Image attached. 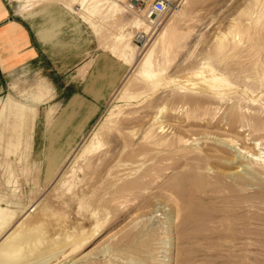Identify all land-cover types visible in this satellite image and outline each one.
I'll list each match as a JSON object with an SVG mask.
<instances>
[{
    "label": "rangeland",
    "instance_id": "374dc122",
    "mask_svg": "<svg viewBox=\"0 0 264 264\" xmlns=\"http://www.w3.org/2000/svg\"><path fill=\"white\" fill-rule=\"evenodd\" d=\"M72 1L30 3L31 12L46 19L51 35H60L72 47H63V55L69 52L74 58L77 53L73 46H80L86 39L95 55L112 57L113 38L125 27L135 49L134 61L130 66L125 64L127 70L115 92L80 136H65L70 123L53 120L64 109L67 95L55 98L53 78H48L52 74L15 76L10 89L0 94L1 102L11 98L25 107L21 119L4 114L0 120V206L16 215L10 232L43 214L46 223L38 235L44 237L48 232L49 239H59L73 233L75 227L91 230L98 220L101 227L93 240L61 264H264V168L247 154L252 149V154L264 157V114L256 112L262 99L254 95L250 97L257 101L253 104L241 101L245 116L235 121H226L225 117L231 110L236 111L231 107L238 99L232 106L219 105L216 111L212 107L203 121L183 122L182 103L192 104L200 96L181 91L174 95V87L167 84L172 74L198 64L194 59L198 54L213 55L207 62L216 68L228 64L217 56V40L234 23L246 20L243 13L252 0H170V11L157 19L155 28L145 21L147 31L131 26L135 19L145 20L144 12H128L121 19L94 16L91 19L98 27L97 33L81 19L86 13L80 3ZM126 2L129 4V0ZM261 2L264 4V0ZM263 7L256 8L253 19L260 10L264 14ZM179 14L183 18L172 39L165 44L158 42L159 35ZM56 29L63 31L54 33ZM262 29L257 49L264 52ZM139 34L148 36L143 45L135 44ZM80 50H76L78 55ZM150 50L155 53L154 69L162 70L166 80L157 89L138 74L140 62ZM225 51L232 52L230 47ZM227 70L225 80L231 79L228 83L236 82L235 86L247 76L243 77L233 63ZM247 73L254 77L252 72ZM187 77L183 75L179 80L188 89L191 86L186 84ZM254 84L252 88H258L256 81ZM41 85L45 89H39ZM40 90L47 97L34 105L38 99L32 96ZM111 113L114 119L109 121ZM97 131L99 148L78 159L81 148ZM179 136L183 139L180 144L176 141ZM50 148L58 153H54L55 174L47 182ZM50 213L65 215L64 223L48 218ZM44 241L38 240V244H46L40 254L31 251V259L24 264L62 260L67 246L53 250Z\"/></svg>",
    "mask_w": 264,
    "mask_h": 264
},
{
    "label": "bare ground",
    "instance_id": "6f19581e",
    "mask_svg": "<svg viewBox=\"0 0 264 264\" xmlns=\"http://www.w3.org/2000/svg\"><path fill=\"white\" fill-rule=\"evenodd\" d=\"M13 1L20 3V5L18 7V12L21 14L24 11L25 12H29V11L31 12L32 5L30 3L32 1H35V0H13ZM76 1L80 3L82 10H84L86 13L85 15H81V19L83 20V22L86 25H88L96 33L98 32V29H97L98 27L96 26V23H94L93 20L91 19L92 17L100 16L101 19L102 18L103 19H105V18L121 19V18H124L128 12L134 13L130 10L129 4H127L126 0H73L72 2L75 3ZM261 1L262 0H252L248 10L243 13V16L246 17V20L245 21H237L236 23H234V25L232 26V29L228 33H226L224 35L221 33V36L220 37L218 36L219 38L217 40V53H218L217 56L219 57V59H221L223 61L226 60L228 64H226L222 68H216V67H214V65H211V62H209V61H211L210 58L213 55L208 56V55H204V54H198L197 56L194 57V59L196 61H198V64L189 66V67L183 69V72L174 73L168 77L167 84L172 85L174 87V91H173V92H175L174 95H178L179 93L184 94V93L188 92L189 94L191 93L195 96L196 95L200 96L199 97L200 99H203V98L206 99V101L200 100V99H194V102L192 104H190L188 101L183 100L184 102L182 103L183 105L181 107L182 117H184L183 122H185V121L190 122L193 120L203 121L204 117L209 114L210 110H212L211 109L212 107H215V108H213L215 110L221 104H227L228 105L230 103L232 106L233 103L235 102V100L238 99L237 103H235L231 107L232 109H234L236 111H232V110L230 111L229 110L230 111V113H228L229 116L227 118L225 117V120L228 119V121L229 120L235 121L234 119L236 117L239 118V116H242V117L245 116V114L243 112H241L242 111L241 101L247 102V100H248V103H249V101H251V104H253V103L257 102L254 100V98H250L251 96L253 97L254 95H256V97H258L257 99H259V98L262 99V101L260 103H258V104H260V109L256 110V112L259 114L261 113L260 115L264 114L263 112H261V111H264V91H262V86L264 85V52L257 49L258 36L260 35V31H262L263 30L262 28L264 27V14L261 13V10H260L259 15L256 16L255 19H253V16L256 14V11H258V10H256V8L260 9V7L262 8L264 5ZM69 9H70V7H69ZM182 18H183V14H179L174 19H172L169 26L159 35L158 42H162L163 44H165L168 41V39H170L174 35L175 27L181 22ZM131 26L134 29H138V30L144 29L147 31L149 29L148 25H146V23H145V20H141V19H135L134 21H132ZM124 28L121 27L120 32L114 36V38H113L114 45L110 48V51L118 59H120L125 64L130 66V65H132V63L134 61V57H135V51L134 50L135 49L130 42L131 34H129V33L126 34V31ZM156 44L157 43H155V45ZM227 47L231 48L232 52L230 54L226 53V51H225ZM154 55H155L154 50H150L145 54V56L143 57V60L140 62L138 74L142 79L147 81L153 89H157L161 85V83L163 81H166V80H164L162 78V75H163L162 70L158 71V70L154 69V61H153ZM187 55H188V53H187ZM207 60H209L208 61L209 63L207 62ZM213 60L215 61V59H213ZM230 63H233L234 67L238 68V70H239L238 72L241 71L243 73V75H244L243 77H245V75H247L245 77V79L243 80V82L240 81L241 84L237 83V86L234 85V84H236V82L234 83L231 81V83H233L232 85H231V83L230 84L228 83L231 79L229 81H226L227 79L225 80V78L227 77L226 70H227V68H229ZM213 64H214V62H213ZM244 72H246V73L252 72L254 77L251 78L252 77L251 73L244 74ZM136 74H137V72H136ZM183 75L189 76V77H187L186 84L189 83L191 88L187 89L184 87L185 85L182 86L183 84L179 79ZM248 75H250L251 77ZM194 79H196L195 82H194ZM255 81H256V85H258V88L256 87L257 89L256 88L253 89L254 85H255L254 84ZM248 82H249V84H248ZM233 85H234V87H233ZM252 86H253V88H252ZM170 90H171V88H170ZM176 91H177V94H176ZM179 91H181V92H179ZM189 94H188V96L191 95V94L190 95ZM125 96H127V98H129V99H134V97L132 95H125ZM261 99H259V100H261ZM172 111L176 112L177 109L173 108ZM24 112H25V107L22 104L15 103L9 99L5 102L0 101V120L2 119L4 114L5 115L6 114L15 115V116L20 117V119H21L24 116ZM226 113H227V111H226ZM246 113H248V112H246ZM190 114H191V116H190ZM113 115H114L113 113H111L109 115V118H110L109 121L111 120V117ZM214 115L212 116V119H214ZM263 116H258V117L262 118ZM222 118H223V116H222ZM112 119H114V118L112 117ZM258 120H259V118H258ZM220 121H221V119H220ZM226 121H225V123H226ZM159 122L161 123L162 121H159ZM231 123H232V121H231ZM195 126H196V124H195ZM263 127H261V128H263ZM161 128H162V126H161ZM263 130H264V128H263ZM174 137H173V139H174ZM176 141L178 144H180L183 142V139L179 136V138ZM166 142L167 141H164V143H166ZM164 143H163V145H164ZM100 145H101V142L99 140L98 131H97V132H95V134L93 133V135L90 137V141L84 146V148L80 147L82 150H81V153H78V154H80V156H78V159L81 160L82 158H80V157H82V156L84 157V155H86V154H87V156L90 155V153L92 154L93 151H96ZM255 145L257 147L258 142H256ZM178 146H180V145H178ZM257 149H259V148L257 147ZM77 150H79V149H77ZM251 150H250V152L247 153L248 156L250 155L252 157V160H254L256 163L261 164V166L264 168V157H261L262 155L261 154L259 155L258 153H257L258 155L252 154ZM254 150H255V148H254ZM241 151L243 152V150H241ZM239 152H240V150H239ZM259 152H261V151H259ZM78 159H76L74 161H77ZM237 171H239V169ZM44 212H46V211H44ZM39 215H41V214L39 213ZM42 215H41V218H40V216L37 217V215H36L37 219H35L36 217L33 216V219H32L30 224L20 225V226H18L19 228L17 227V229H15L14 231L12 230L13 232H10L11 224L13 223L16 215L14 214L13 211H10L9 209L3 208L0 206V264H24V263H26L27 261H29L31 259V253H32L31 251H33V252L36 251L37 254H36V252H35V254L38 255V254H40L38 252L42 251L43 246L46 245L44 243H43V245L38 244V240H43V241L46 240L48 245L53 246V248H52L53 250L58 249L63 244H64V246H62V247H64V248H66V246H67L66 250L63 249L65 252L63 253L62 260L61 261L56 260L53 263H51V264H61L63 261L68 260L71 256H75L74 254H77L78 252L83 250L93 240L94 236L96 235V233L99 231V228L101 227L100 222L97 220L95 226L92 227L91 230H86L85 228H82V227H80L81 229H78V228L76 229V227L75 228L72 227L74 229L73 233H65L59 239L58 238L49 239L47 237L48 232L47 233L45 232L44 237H40L38 235L39 231L44 229V226L46 223L45 222L46 216L44 215V217H43ZM49 216L50 217H48V218H50V219L54 218V221L56 220V222H58L59 224H63L65 221V218H66L65 215H63V216L61 215L58 217L56 213H53V214L50 213ZM55 216H56V218H55ZM96 217H95V219H97ZM79 222H80V220H79ZM80 225H81V223H80ZM77 226H79V225L77 224ZM83 227H86V226H83ZM88 227H90V226L88 225ZM58 233L61 234L60 232H58ZM59 234H58V236H59ZM35 238L38 240L33 241V239H35ZM39 243H40V241H39ZM115 247H117V246H115ZM115 247H113V248H115ZM45 250H46V248L44 249V251ZM47 250H51V249H49V247H48ZM60 250H62V248ZM115 251L120 253L119 250H115ZM35 254L32 256H35ZM121 255H123V254H121ZM89 256L91 257L90 254H89ZM83 257L85 258L86 255ZM122 261L120 260V262H122Z\"/></svg>",
    "mask_w": 264,
    "mask_h": 264
},
{
    "label": "crops",
    "instance_id": "0c3cea01",
    "mask_svg": "<svg viewBox=\"0 0 264 264\" xmlns=\"http://www.w3.org/2000/svg\"><path fill=\"white\" fill-rule=\"evenodd\" d=\"M13 3L18 2L0 0V94L10 89L15 76L32 72L52 74L48 78H53L57 93L55 98L67 95L64 109L57 116L55 114L53 120L70 123L65 129V136H80L115 92L127 70L125 63L113 53L116 58L106 54L95 55L86 39L80 40V46H73L76 50L81 49L80 55L76 50L74 58L69 52L63 55V47H72L60 35H51L52 30L47 28L46 19L30 11L20 14L19 6L15 7ZM62 31L53 30L54 33ZM56 81L59 86L55 85ZM39 89H45V85ZM32 97L38 99L34 103L37 105L47 95L40 90ZM52 135L55 136L54 133ZM48 152L50 163L46 168L47 182L55 174L54 153L58 151L50 148Z\"/></svg>",
    "mask_w": 264,
    "mask_h": 264
},
{
    "label": "built area",
    "instance_id": "2783aa9c",
    "mask_svg": "<svg viewBox=\"0 0 264 264\" xmlns=\"http://www.w3.org/2000/svg\"><path fill=\"white\" fill-rule=\"evenodd\" d=\"M132 12H144L145 21L155 28L157 19L167 14L171 9L170 0H129ZM148 41L147 34H139L135 38L136 45H143Z\"/></svg>",
    "mask_w": 264,
    "mask_h": 264
}]
</instances>
